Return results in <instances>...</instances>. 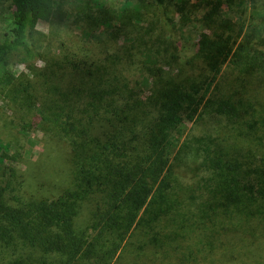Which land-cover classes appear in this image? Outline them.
Returning <instances> with one entry per match:
<instances>
[{"label": "trees", "instance_id": "16d2710c", "mask_svg": "<svg viewBox=\"0 0 264 264\" xmlns=\"http://www.w3.org/2000/svg\"><path fill=\"white\" fill-rule=\"evenodd\" d=\"M77 1L91 14L59 0L9 5L0 90L23 93L22 126L34 104L30 125L66 142L70 168L33 189L0 153V264H114L138 229L152 264H263L264 109L239 88L264 76V30L238 43L230 0ZM63 20L101 27L104 57L88 63L87 48L65 53L37 29L59 38ZM38 43L59 51L39 53L43 80L22 85L12 60ZM207 118L226 122V137L185 134Z\"/></svg>", "mask_w": 264, "mask_h": 264}, {"label": "rangeland", "instance_id": "374dc122", "mask_svg": "<svg viewBox=\"0 0 264 264\" xmlns=\"http://www.w3.org/2000/svg\"><path fill=\"white\" fill-rule=\"evenodd\" d=\"M102 1L103 3L104 1L108 3L107 0ZM110 1H113V3L111 2L112 5L110 6L108 3L107 7L118 9L119 3L122 0ZM10 2L11 0H0V43L3 41L5 34L9 32L11 20L9 11ZM59 4L61 9L69 14H91L90 5L86 2L59 0ZM224 11L225 18L230 19V21L235 24L237 31H239L237 32L239 36L236 40L238 43L247 40L248 36H253L254 39L258 40L260 35L263 34L264 0H257L256 4H253L251 0H246L245 3L241 0H230L229 5L224 8ZM93 16H96V13H93ZM63 21L61 31L58 35L59 38L49 35L50 28L45 22H39L37 29L51 38L56 46L62 45V49L65 53H79V49L87 48L86 57H81V59H85L88 63L93 61L96 62L104 57V53L102 52L103 48H99L98 46L99 37L102 32L101 27L88 35L84 30L79 29V26L75 27L71 25V21ZM152 26L156 32H160L159 30H161V28L158 26L157 21H153L150 27ZM89 39L91 40L90 45L88 44ZM40 47H42V45L39 43L36 44L35 50H38L33 57H28L23 52H19V55H16L12 60V69L17 77H20L22 85H27L28 81H31V79H33L35 85L43 80L40 75L48 68V65L47 62L39 56V53L51 52L57 54L59 51L56 47H50V49ZM114 50L115 49L112 47L107 49L112 55L115 52ZM191 51H187V55H190ZM185 61H187V59L183 58V62ZM183 67L185 68L186 66ZM230 70H232V68H230L228 64L224 69L226 80L228 79V73L233 72V70L232 72ZM200 72L199 69L194 70L196 74ZM181 74L180 77H183V75L187 77L191 73L188 74V71H186V74L182 72ZM44 80L47 81V76ZM219 80L221 81V77ZM243 84L246 86V89L244 90V94H242L239 88L241 93L239 95L251 100L256 107L264 109V76H260L256 79L249 78ZM18 86L19 84L16 87ZM147 92L148 91H145V93ZM148 94L149 93H147V95ZM22 95L23 93L16 94L13 92V88L10 90H0V153L6 157V168L11 167L17 170L19 174H23L27 184L31 186L36 183V178L43 181L48 179L47 182H49L54 172H58L61 176L67 173L70 168L69 159L67 158L69 148L66 142L59 139H57V144H55L52 135L44 133L40 126L30 125V123L35 120L33 103H30L31 112H29V114H23L24 117L28 115L26 121H24V123H27V126L21 125L23 121L19 119L16 110L21 107L20 102ZM197 124L196 127L189 124L185 130V134L190 133L199 136L201 134L211 133L213 137H226V133L230 130L226 126V122H220L215 119L209 120V118H207ZM190 127L194 128V131H190ZM201 180L202 176L198 175L194 182L198 185ZM40 182L42 181H38L32 188L34 189ZM192 208L194 209V206ZM140 234V229L134 230L125 248L122 250L121 255L116 259L114 264H152V247L148 248L143 253L137 248L143 243H141L142 237ZM160 259L162 258L160 257Z\"/></svg>", "mask_w": 264, "mask_h": 264}]
</instances>
